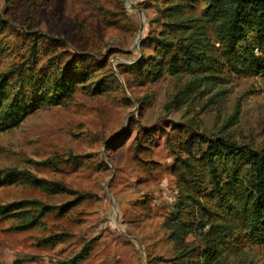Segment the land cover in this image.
I'll use <instances>...</instances> for the list:
<instances>
[{"label": "rangeland", "instance_id": "rangeland-1", "mask_svg": "<svg viewBox=\"0 0 264 264\" xmlns=\"http://www.w3.org/2000/svg\"><path fill=\"white\" fill-rule=\"evenodd\" d=\"M162 6V0H45L31 7L28 20L19 21L18 27L30 25L44 35H75L77 44L88 42L96 59H107L113 82L100 95L78 87L63 105L34 110L0 131V169H26L93 195L71 205V195H49L26 184L1 186L0 203L37 199L63 204L65 211L26 231L0 219V264H67L88 241L91 247L79 264H264V243L247 241L242 230L234 240L223 230L231 219L217 200L201 197L207 207L191 212L183 207L191 228L179 241L162 225L178 204L182 181L161 128L173 124L180 137L192 132L253 150L264 147L263 74H238L224 65L191 84L197 75L187 72L147 83L137 82L126 69L151 53L140 41L158 30L153 22ZM4 7L0 0V10ZM24 11L15 7L9 18H21ZM138 128L149 130V139L138 141ZM117 134L115 148L106 149V141ZM54 233L56 245H40ZM212 248L217 255L206 260ZM181 252L190 257L180 258Z\"/></svg>", "mask_w": 264, "mask_h": 264}, {"label": "trees", "instance_id": "trees-1", "mask_svg": "<svg viewBox=\"0 0 264 264\" xmlns=\"http://www.w3.org/2000/svg\"><path fill=\"white\" fill-rule=\"evenodd\" d=\"M44 1L4 0L5 7L0 10V131L19 123L34 110L63 105L78 87L91 95H100L113 82L107 59H96L95 49L88 42L79 45L75 35L54 38L30 25L17 26L20 20L29 19L32 6L40 7ZM162 3L153 22L156 21L158 30L140 41V47L150 48L151 53L126 68L135 73L137 82L150 83L164 74L187 72L197 75L191 84L200 80L199 75L224 65L234 73L264 75V0ZM15 7L25 11L21 18L12 20L8 12ZM96 9L105 11L101 6ZM176 127L172 124L169 130H159L166 135V146L177 156L173 171L182 181V185H177L178 204L162 222L170 231V238L179 241L190 231V223L183 219V207L189 212L195 207L205 209L207 206L200 204L203 197L217 200L231 219L222 226L235 235L232 239L238 240V230H242L247 241L264 243V147L253 150L223 137L210 138L192 132L180 137ZM119 135L106 141V149L115 148L112 144ZM135 136L141 142L149 139L150 132L138 128ZM176 140L178 144L174 143ZM183 152L187 159L181 158ZM141 157L146 163L151 162L146 156ZM23 184L49 195H71V205L93 197L63 182L36 177L26 169H0V187ZM64 207L37 199H20L0 203V219L10 221L17 231H26L40 226L45 216L62 213ZM212 230L213 226L209 232ZM57 242L59 238L54 233L42 238L40 245L52 247ZM90 247L91 241L83 244L67 264H79ZM216 255L212 248L205 259ZM183 256L190 257L181 252L179 257Z\"/></svg>", "mask_w": 264, "mask_h": 264}]
</instances>
